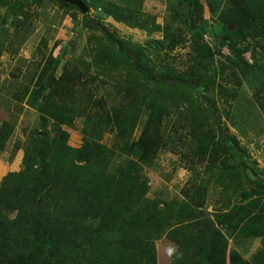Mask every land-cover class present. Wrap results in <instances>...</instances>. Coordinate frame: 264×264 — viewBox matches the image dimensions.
Listing matches in <instances>:
<instances>
[{
  "label": "trees",
  "instance_id": "trees-1",
  "mask_svg": "<svg viewBox=\"0 0 264 264\" xmlns=\"http://www.w3.org/2000/svg\"><path fill=\"white\" fill-rule=\"evenodd\" d=\"M58 1L78 21L79 8ZM83 1L100 18L163 33L162 40L148 43L155 50L164 49L165 42L173 48L189 33L193 63L187 75L172 64H157L161 53L119 37L89 10L77 25L102 32L89 36L95 41L90 53L67 60L65 50L47 53L42 39V63L28 72L34 84L24 92L13 91V79L0 71V93L7 91L39 114L26 142L14 144L15 152L23 149L22 166L0 179V264H159L161 238L175 246L171 264H264V247L251 258L232 248L264 238V171L256 179L248 174V168L255 176L259 171L246 161L238 139L222 128L216 99L197 93L225 88L219 71L229 64L215 66L209 34L219 52L229 49L227 61L239 85L253 90L248 104L255 107L256 100L264 108V54L257 51L258 46L264 51V0H229L223 7L209 0L218 30L206 21L203 0H178L164 25L126 0ZM33 2L42 3L0 0V60L5 52L18 53L34 31L26 8ZM106 83L112 84L110 90ZM234 113L226 114L239 126ZM76 119L82 120L78 147L69 142L68 129ZM53 121L58 127L52 134ZM15 128L12 118L0 123L1 151ZM107 133L114 134L112 145L103 142ZM167 148L186 149L189 170L199 176V182L188 181L181 198L150 195L145 170ZM233 149L240 152V164L226 163L231 155L219 163ZM213 180L228 201L209 212L207 190Z\"/></svg>",
  "mask_w": 264,
  "mask_h": 264
},
{
  "label": "rangeland",
  "instance_id": "rangeland-1",
  "mask_svg": "<svg viewBox=\"0 0 264 264\" xmlns=\"http://www.w3.org/2000/svg\"><path fill=\"white\" fill-rule=\"evenodd\" d=\"M32 1V0H31ZM205 5V19L209 22L212 28L218 30L220 25L218 24V18L215 16L209 7V0H203ZM221 7L226 6L229 0H219ZM41 4L32 3L30 7H26L32 14L34 31L24 42L18 51V53L10 54L5 52L0 60V71L3 78L13 79V91L26 90V86H30L31 77L28 73L38 69L39 64L42 63V56L39 54L40 42L42 39L47 40V46H42L47 53L53 52L58 55L61 51L65 50V59L75 60L82 53H90V48L94 45V40H90L89 36L94 35L100 37L102 32L100 30H91L81 26L80 19H82V11H77L78 21L73 20L72 11L70 8L63 6L58 0H41ZM178 0H126L125 3L131 5V7L143 10L149 17H157V21L164 25L167 21H170L173 16V9ZM90 11L93 15H96L98 19L102 20L105 26L117 34L128 40L130 43H141L147 47L149 53H161L157 56V64H172L178 70L182 71L184 75L188 74V70L193 63V48L189 33H187L182 42L179 45L170 48L168 42H165L164 49H153L148 47V43L163 39V33L155 32L149 34L148 32L136 28L130 27L125 23H119L110 17L100 18L98 13L92 8ZM5 8L1 13L4 14ZM76 24V25H75ZM205 38L211 43L214 48L215 57L214 63L217 68H221V61H225L229 64V67L224 69V72L219 71L220 76L224 78L225 88L221 89L216 87L213 93L205 92L202 88L197 90V93L202 96L210 95L211 98L216 99V105L218 106V115H221L220 124L225 130V133L234 136L238 139L239 145L244 150V154L247 155L246 161L249 165L258 169V175H254L250 168L247 169L249 175L253 178L262 176L264 171V108L261 109L257 105L255 100V107H251L248 104V99L252 98L253 90L245 85L237 82L234 72V68L227 61V57L230 52L227 47H223L221 51H218L219 44L209 35L206 34ZM161 45V44H159ZM158 45V46H159ZM157 46V48H158ZM259 54H264L260 46L257 47ZM167 53V57L164 56ZM89 58L88 55H82ZM260 56V55H259ZM156 57V54L153 55ZM248 59H252L251 52L246 53ZM61 71V70H60ZM194 82V81H192ZM196 89L199 88L198 84H195ZM104 88L110 90L112 84H104ZM245 93V94H244ZM1 94V93H0ZM246 96V97H244ZM249 97V98H248ZM253 100V99H251ZM231 105H233L231 107ZM227 111L235 112V117L232 119L238 122L239 126H234L231 119L227 116ZM12 118L16 121V128L14 135L7 144V148L4 151L0 150V177L9 169L15 167H21L20 151H14V144L17 140L26 142L28 136H31L33 130L39 125V114L27 104H23L19 101H13L12 95H9L7 91H4L0 95V123L6 119ZM74 127L68 128L70 131L69 142L73 146H80L82 143V120L76 119ZM142 123L139 126L141 128ZM241 126V127H240ZM58 125L53 121L50 124V131L52 134L56 131ZM181 128V126H179ZM244 131V132H242ZM219 133V131H217ZM139 134V130L137 131ZM114 139L113 133L105 134L103 142L107 145H112ZM177 149V148H176ZM181 149V148H180ZM177 149L178 152L171 148L163 149L158 154L153 166L146 168L145 173L149 177L151 190L150 195H161L168 198H181L182 190L184 186L189 182H199V176L195 178L189 168L192 166V158L187 156V150ZM235 149L229 153H223V157L219 159V163L228 156L229 160H225L226 163L230 162L234 165H238L241 162V155L239 151ZM231 153V154H230ZM235 153V156H232ZM203 167H201L202 169ZM202 174V172H201ZM195 178V179H194ZM189 181V182H188ZM228 199L223 197L222 187L213 180L208 185L207 190V209L209 212H213L214 209L223 207L224 202ZM232 245L234 242L231 240ZM264 247V238L252 239L247 242H242L239 245H234L232 248L239 249L244 257L251 258L259 249ZM157 249L159 255V264H171V255L175 251L173 243L166 238L157 240Z\"/></svg>",
  "mask_w": 264,
  "mask_h": 264
},
{
  "label": "water",
  "instance_id": "water-1",
  "mask_svg": "<svg viewBox=\"0 0 264 264\" xmlns=\"http://www.w3.org/2000/svg\"><path fill=\"white\" fill-rule=\"evenodd\" d=\"M73 5H76L81 11L82 13H86L90 10L89 5H87L83 0H61ZM235 25L230 24V29H233Z\"/></svg>",
  "mask_w": 264,
  "mask_h": 264
},
{
  "label": "crops",
  "instance_id": "crops-1",
  "mask_svg": "<svg viewBox=\"0 0 264 264\" xmlns=\"http://www.w3.org/2000/svg\"><path fill=\"white\" fill-rule=\"evenodd\" d=\"M20 151V150H19ZM22 156H23V150H22V153H20V161L18 162L19 164L21 163V160H22ZM20 169V166L19 167H15V168H12V169H9V171L11 170H18ZM6 174V172L4 174H2V176L0 177V179Z\"/></svg>",
  "mask_w": 264,
  "mask_h": 264
}]
</instances>
